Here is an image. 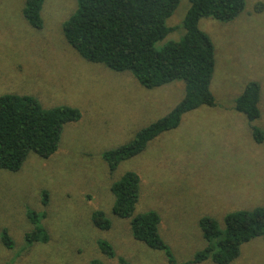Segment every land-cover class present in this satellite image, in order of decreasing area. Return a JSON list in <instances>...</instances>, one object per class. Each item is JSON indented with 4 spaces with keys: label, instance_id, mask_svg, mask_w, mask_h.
Wrapping results in <instances>:
<instances>
[{
    "label": "rangeland",
    "instance_id": "obj_1",
    "mask_svg": "<svg viewBox=\"0 0 264 264\" xmlns=\"http://www.w3.org/2000/svg\"><path fill=\"white\" fill-rule=\"evenodd\" d=\"M25 1L0 0V97L30 96L44 109L76 108L81 118L64 126L59 148L48 159L30 153L18 172L0 170V264H168L163 252L133 239L129 220L112 213L111 187L127 172L140 179L135 214H159V235L177 264L193 261L206 247L202 218H213L223 229L226 215L264 208V145L254 142L246 117L234 110L246 85L257 82L260 117L252 126L264 132V0H246L229 23L199 22L215 49V107L185 114L176 129L113 173L103 154L166 116L183 99V82L147 90L129 72L84 61L62 32L76 0H45L40 30L24 20ZM188 8V0H180L166 21L173 32L158 47L184 36ZM29 211L41 217L46 244L24 242L32 228ZM97 211L109 220V230L94 226ZM4 231L12 249L1 243ZM101 241L112 246L113 258L99 251ZM231 264H264V240L243 244Z\"/></svg>",
    "mask_w": 264,
    "mask_h": 264
},
{
    "label": "trees",
    "instance_id": "obj_2",
    "mask_svg": "<svg viewBox=\"0 0 264 264\" xmlns=\"http://www.w3.org/2000/svg\"><path fill=\"white\" fill-rule=\"evenodd\" d=\"M45 0H26L22 10L26 23L35 30L43 26L41 11ZM77 9L62 25L67 44L86 62L99 64L117 72H129L147 90L157 89L175 81L184 84L183 99L163 118L140 130L134 139L118 149L103 154L109 171L145 151L148 144L161 134L176 129L182 117L201 107H215L210 86L215 69V49L212 40L199 29L202 19L222 23L235 20L243 11L246 0H188L189 8L182 28L184 36L158 47L173 29L166 21L177 9L180 0H76ZM261 5L257 11H261ZM261 88L257 82L246 85L235 101V112L246 117L254 142L264 145V132L252 123L259 119ZM80 111L61 106L44 109L30 96L0 97V170L18 172L30 153L42 159L54 155L65 125L78 122ZM115 201L112 213L129 220L132 237L153 251L163 252L168 264H177L159 235L161 218L155 211L135 214L140 196V179L125 173L111 187ZM47 192H42L46 206ZM31 229L24 235L28 245L46 244L48 234L40 216L26 215ZM92 222L99 230H109L105 214L97 211ZM224 227L210 217L199 221L206 247L193 261L184 264H231L240 249L254 239L264 240V208L237 211L224 218ZM1 243L7 249L13 240L4 231ZM99 251L107 258L115 253L110 244L98 242ZM93 264H99L93 262Z\"/></svg>",
    "mask_w": 264,
    "mask_h": 264
}]
</instances>
